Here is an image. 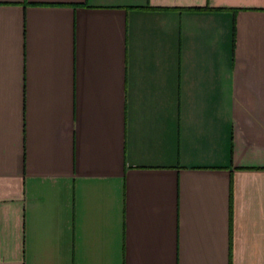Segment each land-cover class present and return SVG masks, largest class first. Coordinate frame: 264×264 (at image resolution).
Returning <instances> with one entry per match:
<instances>
[{
    "label": "crops",
    "instance_id": "crops-1",
    "mask_svg": "<svg viewBox=\"0 0 264 264\" xmlns=\"http://www.w3.org/2000/svg\"><path fill=\"white\" fill-rule=\"evenodd\" d=\"M0 264H264V0H0Z\"/></svg>",
    "mask_w": 264,
    "mask_h": 264
}]
</instances>
